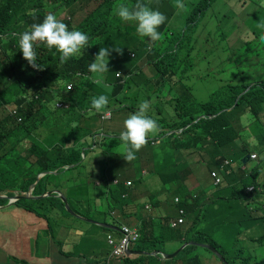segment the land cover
Returning a JSON list of instances; mask_svg holds the SVG:
<instances>
[{"label":"trees","instance_id":"16d2710c","mask_svg":"<svg viewBox=\"0 0 264 264\" xmlns=\"http://www.w3.org/2000/svg\"><path fill=\"white\" fill-rule=\"evenodd\" d=\"M136 2L0 0V111L4 115L0 121V206H6L3 210L13 216L7 222L9 229H6V221H0L3 247L17 248L19 234L15 231L32 226L36 229L31 236L37 248L40 249L43 242L51 248L50 242L56 241L65 253L66 245L74 248L85 233L86 227H77L74 222L92 223L89 220H93L120 228L134 218L141 232L137 244L132 245L137 251L167 253V245L175 242V229L171 227L175 220V119L171 110L162 111L160 105L162 101H169L168 105L181 118L188 102H175L171 95L162 94V88H154L150 81L155 74L165 73L169 80L175 76V31H171L170 26L175 22L176 8H169L167 3L176 0H152L151 5L142 0L167 17L158 29L161 38L155 42L140 37L134 22L121 21L113 14L118 4L132 6ZM48 13L55 14L69 30L86 33L90 46L61 63L55 49L37 44V63L41 67L37 69L23 58L18 34L30 30L33 23L42 22ZM186 20L185 31L194 29L196 11ZM101 47H117L123 51L122 54L111 53L109 71L100 78L102 83L97 84L88 66ZM148 63H155L157 73L148 75L144 67ZM84 86L88 88L82 89ZM172 89H175L174 83L169 84V91ZM100 94L109 97V106L98 113L91 108V98ZM143 99L151 102L148 114L157 120L160 131L135 153L136 159L128 162L123 157L126 149L119 139L121 132L104 126L103 118L111 108L132 114ZM9 106L18 109L22 121L18 122V118L7 111ZM115 156L119 158L114 159ZM112 162L124 165V170L116 172L117 176L112 179L100 180L97 177L99 164L110 168ZM90 168L93 171L89 172ZM116 180L120 183L116 184ZM97 182H103L101 186L105 188L96 187ZM36 184L34 197L53 194L40 200L23 199L10 204L17 193L26 194ZM210 191L224 194L200 178L195 189L194 211L204 209L216 216L219 211L213 209L214 205L206 204ZM61 193L68 198L75 214L59 198ZM234 204L233 200L229 203ZM159 209L167 214L157 215ZM64 231L73 234L70 241L63 238ZM90 242L94 247L104 244L92 237ZM15 250V256L7 255L11 261L19 260L21 264L20 254ZM125 264H175V259L144 255L128 258Z\"/></svg>","mask_w":264,"mask_h":264},{"label":"clouds","instance_id":"9594fccd","mask_svg":"<svg viewBox=\"0 0 264 264\" xmlns=\"http://www.w3.org/2000/svg\"><path fill=\"white\" fill-rule=\"evenodd\" d=\"M184 1H190L189 11L184 19L175 16V76L169 80L165 73L155 74L150 81L154 88L166 84L168 90L169 84L174 83L175 89L169 95L175 93V102H188L181 118L175 110V227L171 225L175 229V264H215L205 260L207 252L217 255L221 264H264V0H176L175 7L183 10ZM145 3H120L113 14L121 21L134 22L140 37L155 42L161 38L158 29L167 17ZM194 10L197 26L185 31L186 19ZM37 44L55 49L64 63L89 47L90 39L80 30H69L55 14L48 13L42 22L33 23L30 30L18 34L23 58L39 69ZM113 51L122 54L123 49L101 47L88 66L94 83H102L100 78L109 71ZM154 64L144 66L149 76L158 71ZM162 94H167L164 89ZM108 106L109 97L105 94L91 98V108L98 113ZM150 108L151 102L143 99L137 111L124 120L125 130L119 139L128 162L136 159L135 153L160 131L157 120L148 114ZM10 113L22 121L16 107ZM103 119H113L112 108ZM182 121L188 124L179 123ZM200 178L224 193L210 191L206 198V204L214 205L219 215H210L204 209L194 211ZM102 184L98 182L99 186ZM128 184L131 186L132 182ZM211 197L217 201L209 202ZM232 200L235 204L230 206ZM194 212L208 215L209 223H192L188 230ZM223 217L235 225H212ZM110 230L117 231L119 237L109 232L112 251L106 259L108 263L144 256L128 252L137 251L132 245L141 238L138 225L125 224ZM126 230L137 231L139 237L117 254ZM242 231H246L245 236Z\"/></svg>","mask_w":264,"mask_h":264},{"label":"crops","instance_id":"0c3cea01","mask_svg":"<svg viewBox=\"0 0 264 264\" xmlns=\"http://www.w3.org/2000/svg\"><path fill=\"white\" fill-rule=\"evenodd\" d=\"M112 130H116L119 132L124 131V124H123V130L120 129L119 126H111ZM86 156V154H84ZM93 171V168L89 169V172ZM98 172H100V177H98L100 180L109 178V171L105 173L104 176H101L103 172L98 169ZM99 186L98 182L96 184V187ZM82 196V194H81ZM5 208V207H4ZM3 211V208L0 209V212ZM6 211V210H5ZM7 212V211H6ZM129 214V213H128ZM167 213L162 210H158L157 215H166ZM0 221H3V218L0 219ZM8 221H6L7 223ZM135 218L131 221V225H134ZM91 226L85 228V233L83 234L82 239L80 240V243H78L74 248L72 246L66 247L67 252H71L72 258L68 259L67 264H125V261L122 260H115L113 262H106L105 260L109 255H111V247L108 244V235L109 232H104L98 224L90 223ZM36 229L32 226H25L20 229V235L22 238H20V262L21 264H50L48 262L51 255L55 254H61L60 258L57 260V263L54 262V264H66L65 260L67 259L66 256H64L65 253L61 252L60 247L57 245L56 241H54L52 244L50 242L51 248H48L47 244L45 242L42 243V249H39L36 247L34 236H31V234ZM29 231H32V233H29ZM8 234V232L6 231ZM73 235V234H72ZM72 235H70L67 231H64L63 238L67 241L71 240ZM117 237H119V233L116 234ZM87 237L92 238H98L102 241H104V244H98V247H94L93 249L86 247L85 239ZM102 237H106V239H102ZM29 239V247L26 243V239ZM3 233L2 230L0 231V241H3ZM93 245V244H92ZM167 247H171V250L175 249V242L170 243L167 245ZM60 249V250H59ZM53 250V251H52ZM167 251V250H166ZM173 252H168L167 254H171ZM40 255L42 258L40 259ZM12 264L14 263V260L11 261L10 257H8L6 253V260L0 256V264Z\"/></svg>","mask_w":264,"mask_h":264},{"label":"rangeland","instance_id":"374dc122","mask_svg":"<svg viewBox=\"0 0 264 264\" xmlns=\"http://www.w3.org/2000/svg\"><path fill=\"white\" fill-rule=\"evenodd\" d=\"M144 2L152 3V0H144ZM175 3L176 2H168L167 4H168L169 8L174 10L176 8L175 7ZM172 4L174 5L173 8L171 7ZM183 4L185 6L184 9L183 10H179V9L176 8L175 16L178 17V18L181 17V18L184 19L185 13L189 11V4L187 2H183ZM170 30L171 31H175V22L170 26ZM10 50L13 51L14 48L11 46ZM5 63H7V62L5 61ZM3 67H4L5 70H7L6 66H3ZM4 74L2 73L1 75H4ZM79 81L80 80H77V82H79ZM158 86H159V84H157V87ZM87 88H88V86L82 87V89H87ZM162 89H164L167 94L171 93V92H169L168 86L166 84H162ZM171 96L174 98L175 97V93H172ZM160 106H161L162 111H168V113H169V110H171L170 113L173 114V119H175V110L170 105H168V102L162 101ZM13 108H14L13 106L6 107L7 111H9V112ZM112 110H113V119L112 120H108V121H104L103 125L104 126H119L120 129L123 130L124 120L126 118H128V116L130 114H128L127 112H121V111L117 110L116 108H112ZM3 117H4V115H2V112L0 111V121H1V119ZM91 154H93V153H91ZM118 158H119L118 156L114 157V159H118ZM103 165H104V163L99 164L101 169H99V167H98V169L103 172V174L101 176H104L105 173H107V171L110 170L109 171L110 172L109 173V178L110 179H112L115 176H117L116 172H121L125 168L124 165H122V164L116 165L115 162L114 163L112 162V165L110 166V168H105V167H103ZM111 169H113V170H111ZM114 169H119V170H114ZM121 175H123V173H121ZM97 177H100V172H98V171H97ZM100 188L104 189L105 187L104 186H100ZM75 194H76V191H75ZM37 197H42V196H37ZM59 198H61V197L59 196ZM216 201H217L216 197H211V199L209 200V202H211V203H214ZM226 206L227 205H225V207ZM180 212H182V211H180ZM12 217L13 216L10 213L6 212L5 210L0 212V219L3 218V221H11ZM190 217H191V222L187 225V229L188 230L191 229L192 223H196V225H199V226H204L205 224L209 223V220H208L209 217L206 214L205 215H200L198 212H194V213L191 214ZM230 223H232V225H235V222H230L226 217H223V220H221L219 222L218 221L217 222L216 221L212 222V225L215 226V227H219L220 225L226 227ZM74 225H76L77 227H90L91 226L90 224L83 223V222H74ZM6 227H7L6 229L11 228L8 223H6ZM2 228H3L2 227V223H0V231L2 230ZM15 232L19 234L18 240H16V241H18L17 248L12 247L11 245L3 247L1 245V242H0V256H2V258L4 260H6V253L10 254V256H15V253H16L15 249H17L18 253L20 254V230L19 231H15ZM29 233H32V231H29ZM242 235L245 236L246 235V231H242ZM25 239H26V243L28 244V247H29V239L28 238H25ZM103 239H106V237H103ZM85 244H86L87 249L88 248L93 249V245L90 242V237H87L85 239ZM66 247L68 248V245H66ZM42 248L43 247L41 246L40 249H42ZM166 250L168 252H175V249L171 250V247H166ZM60 256H61V254L51 255L49 260H48V262L50 264H54V262L57 263V260L60 258ZM64 256H66V258H67L65 260V262L67 264L68 259L72 258V255L69 252H67V253L64 254ZM41 258H42V256L40 255V259ZM205 260L213 262L215 264H221V262H222L221 259L217 255H215V254H213L211 252H207L205 254ZM18 262H19V260H15L14 263H12V264H18ZM7 264H9V263H7Z\"/></svg>","mask_w":264,"mask_h":264},{"label":"water","instance_id":"95a60500","mask_svg":"<svg viewBox=\"0 0 264 264\" xmlns=\"http://www.w3.org/2000/svg\"><path fill=\"white\" fill-rule=\"evenodd\" d=\"M43 176H45V174ZM41 178H42V176H41ZM37 184L35 186H33V188L28 193H26V194L17 193V195L13 198V200L10 202V204H13V203H15L17 201H20V200H23V199H36V200H40V199H43L45 197H49V196H51L53 194V192H51V193H49V194H47L45 196H42V197H34L33 196V189L37 186ZM55 192L56 193H60L59 191H55ZM60 197L63 199L64 203L66 204V206L68 208V210L72 214H75L74 211L72 210L70 204H69L68 198L64 194H62V193L60 194ZM80 218H82V217H80ZM89 221H91L93 223H96V224H99V225H103V226H105L107 228H110V229H116V228H114V227H112L110 225H104V224L98 223V222L93 221V220H89ZM128 252L132 253V255H146L147 254V255H151V256H159L160 254H162V256L165 259H168V260H171V259H174L175 258V252L172 253V254H163V253H160V252H157V251H155L153 253H145V252H137V251H133L132 252V251H129L128 250Z\"/></svg>","mask_w":264,"mask_h":264},{"label":"built area","instance_id":"2783aa9c","mask_svg":"<svg viewBox=\"0 0 264 264\" xmlns=\"http://www.w3.org/2000/svg\"><path fill=\"white\" fill-rule=\"evenodd\" d=\"M172 226L175 227V223H173ZM138 237H139V234H138L137 231H129V230H126V238H125V240L123 241L121 247L117 250L116 253L117 254H122L124 252L125 247L128 246L129 243L132 240L137 241Z\"/></svg>","mask_w":264,"mask_h":264}]
</instances>
